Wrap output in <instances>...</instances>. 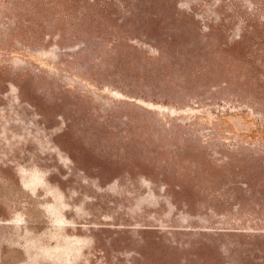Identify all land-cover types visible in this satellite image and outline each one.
Masks as SVG:
<instances>
[{
    "label": "rangeland",
    "instance_id": "1",
    "mask_svg": "<svg viewBox=\"0 0 264 264\" xmlns=\"http://www.w3.org/2000/svg\"><path fill=\"white\" fill-rule=\"evenodd\" d=\"M0 264H264V0H0Z\"/></svg>",
    "mask_w": 264,
    "mask_h": 264
}]
</instances>
